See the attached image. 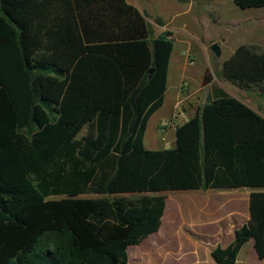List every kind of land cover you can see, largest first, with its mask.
<instances>
[{"label":"trees","instance_id":"16d2710c","mask_svg":"<svg viewBox=\"0 0 264 264\" xmlns=\"http://www.w3.org/2000/svg\"><path fill=\"white\" fill-rule=\"evenodd\" d=\"M170 36L127 0H0V264H127L164 193L238 188L258 189L248 220L210 256L234 264L252 240L264 264V116L214 86L172 148L144 147ZM220 75L264 98V49L237 46Z\"/></svg>","mask_w":264,"mask_h":264},{"label":"crops","instance_id":"0c3cea01","mask_svg":"<svg viewBox=\"0 0 264 264\" xmlns=\"http://www.w3.org/2000/svg\"><path fill=\"white\" fill-rule=\"evenodd\" d=\"M193 1L196 3L193 4ZM207 1L209 0H175L174 4L171 3L170 0H159L158 3L161 5L163 9L162 12L165 13V16L155 14L152 9L149 8L148 0H144L143 3H140L137 0H134V2H127L135 6L145 16L146 21H155V23L158 25L157 27L160 29V33L163 31L170 32V38L174 42V33L176 29L174 27L182 30H187L188 26L192 25V28L197 29L200 27L201 21H203L204 25L206 26L205 20H207L208 11L203 8V6L207 4ZM153 2H155V0H153ZM193 5L195 7H193ZM202 13L204 14L205 18ZM180 19L183 20L180 21ZM177 20L180 21L178 22V25H176ZM186 20L188 21L185 22ZM184 35L187 36L186 34ZM200 35V37L202 38H200V40L205 43V45H202V50L208 59V47L206 45L207 43L213 44L215 40H213V37L208 35L207 33L205 37L202 36L201 33ZM184 41L189 42L188 40ZM191 41H195V39H192ZM196 45L199 44L196 43ZM188 46L190 48L189 44ZM232 52H230L229 56ZM189 61L192 60L184 57L182 58L181 64V57L174 58L172 57L171 53L167 70L166 91L164 94L163 103L162 106L154 112L156 113L157 111L163 110V113H165V116H162L161 120L158 121L157 127L161 124L166 125L167 122H170V124H172L166 129V131L170 133V140L167 141L168 143L166 144L171 148L175 143V128L196 115L197 111L206 102L208 95H210L211 97L213 96L211 88L216 86L213 83V79L208 80L209 82L206 85L202 86V82L206 78L205 73L207 68L206 70H204V72H202L201 77H199L198 79H195L192 74H189ZM218 88L223 90L221 87ZM223 91L226 92L225 90ZM227 94L238 99L243 104L256 111L245 101L233 96L232 94ZM172 115L173 117H175L172 118ZM260 115L264 116L263 114ZM230 190L235 191H233V193H221V191L226 192ZM257 190L258 189L238 188L211 190L217 191V193H211V191L202 190L186 192L181 197L183 201L181 207L182 222L180 223V221L178 220L174 222L172 220L168 225V228L163 233H160L162 226L165 223V206L159 230L156 233L148 236L139 245L132 246L136 248L132 250V252L135 254V256H137L136 259L132 260H136L138 264H162L164 256L168 251L167 246L171 244L169 242L171 241V239H173L171 238L172 235L176 233L180 234L181 232L184 235H187L185 234V231H188L187 226L190 229L194 228L190 225L197 224L198 229H196L195 233H191L190 231H188L195 238L200 240L202 244V252L197 255L195 261H197L198 264H215L210 256L211 250L215 246L224 248L232 242L235 229L245 224L248 220L249 194ZM176 212L178 214V210H176ZM155 241L161 243L162 250H164L162 255H156L155 253H153L154 248L152 249V243ZM132 247H129L127 250V264H130L131 257L129 250H131ZM234 264H263V262L258 259L255 253L252 240H249L242 246L237 254Z\"/></svg>","mask_w":264,"mask_h":264},{"label":"rangeland","instance_id":"374dc122","mask_svg":"<svg viewBox=\"0 0 264 264\" xmlns=\"http://www.w3.org/2000/svg\"><path fill=\"white\" fill-rule=\"evenodd\" d=\"M127 1L134 2V0ZM137 1L143 3L144 0ZM158 1L159 0H155V2H153V0H148L149 8L152 9L155 14L165 16V13L162 12L163 9ZM170 2L175 4V0H170ZM195 3L196 2L193 4ZM193 7L195 6L193 5ZM203 8H205L209 13V16L207 13V20H205L206 26L204 25V22L201 21L200 27L197 29L192 28V25H189L187 30L174 27L176 29L174 33L175 40L173 42L172 57H181V64L182 58L187 57L191 59L192 61L188 62V73L192 74L195 79L201 77L202 72H204L207 68L205 77L208 80L213 79L214 85L221 87L227 93L245 101L257 112L264 115V98L259 94L256 88L249 91L241 90L231 83L226 82L220 75L221 62L225 60L229 56L230 52H232L238 45L249 44L254 46L256 49H264V7L242 11L235 7L232 0H209ZM202 15L204 16L203 13ZM181 20L183 19H180V21ZM180 21L177 20L176 25H178V22ZM187 21L188 20L185 22ZM147 22L150 25L152 36H157L160 33V29L157 27L158 25L153 20H147ZM200 33L204 37L206 33L213 37V40H215L214 43L217 44L220 49L219 57H216L211 51L212 44L207 43V59L202 50V45H205V43L200 40ZM189 39H195V41H191ZM184 40H188L189 42H185ZM196 43L199 45H196ZM188 44L190 45V48ZM204 83L205 81L203 80L202 86H204ZM162 116H165L163 110L157 111L150 117L147 123L143 144L148 150L171 148L166 144L168 143L167 141L170 140V133H168L166 129L172 124L167 122L166 125L161 124L157 127L158 121L161 120ZM174 117L172 115V118ZM161 138L164 139L162 140ZM233 191H221V193H233ZM185 193L186 192H168L163 194L166 197L167 205L164 216L165 223L162 226L160 233H163L168 228V225L172 220L174 222L177 220L180 221V223L182 222L181 207L183 201L181 197ZM211 193H217V191H211ZM86 197H94V195H87ZM55 198L58 197H52V199ZM176 210H178V214ZM190 226H193L194 228L189 229L187 226V230L191 233H195L196 229H198V225L192 224ZM188 231H185V234L187 235H184L182 232L180 234L176 233L172 235L171 238L174 240H169V243L171 244L167 246L168 251L164 256L162 264H198L195 259L197 258V255L202 252V244L200 240L195 238ZM153 248V253L156 255H162L164 252V250H162L161 243L158 241L152 243V249ZM134 249L136 248L132 247L131 250H129L131 257L130 264H138L136 260H132L137 257L132 252Z\"/></svg>","mask_w":264,"mask_h":264},{"label":"water","instance_id":"95a60500","mask_svg":"<svg viewBox=\"0 0 264 264\" xmlns=\"http://www.w3.org/2000/svg\"><path fill=\"white\" fill-rule=\"evenodd\" d=\"M211 51L214 53V55L216 57L220 56V49H219V46L217 44L214 43L211 45Z\"/></svg>","mask_w":264,"mask_h":264}]
</instances>
